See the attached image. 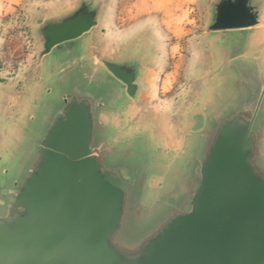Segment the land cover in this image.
I'll return each instance as SVG.
<instances>
[{"label":"water","instance_id":"water-1","mask_svg":"<svg viewBox=\"0 0 264 264\" xmlns=\"http://www.w3.org/2000/svg\"><path fill=\"white\" fill-rule=\"evenodd\" d=\"M114 2L36 16L28 77L0 86V264H264V0H210L164 108V43L112 36Z\"/></svg>","mask_w":264,"mask_h":264},{"label":"rangeland","instance_id":"rangeland-1","mask_svg":"<svg viewBox=\"0 0 264 264\" xmlns=\"http://www.w3.org/2000/svg\"><path fill=\"white\" fill-rule=\"evenodd\" d=\"M63 0H0V86L20 90L21 81L28 77L37 59L39 42L33 21L39 14H48L59 9L57 4ZM134 0H117L112 6L113 17L109 24L112 36L118 30L130 27L136 12L132 7ZM189 22L183 27L192 28V33L202 32L204 8L187 4ZM186 20V21H187ZM163 43L167 50L160 54L161 63L153 82L150 101L164 108L175 101L190 81V64L197 50H186L185 35L170 37V32L162 28Z\"/></svg>","mask_w":264,"mask_h":264},{"label":"crops","instance_id":"crops-1","mask_svg":"<svg viewBox=\"0 0 264 264\" xmlns=\"http://www.w3.org/2000/svg\"><path fill=\"white\" fill-rule=\"evenodd\" d=\"M114 1V5H116L117 0ZM188 3H191V6L204 8L205 24L208 18L207 11L210 7V0H134L132 7L135 8L136 12L133 15L136 16L133 18L128 28L131 29L149 21L152 22L161 39L164 38L161 33L162 28H165V30L171 33L170 37H173V35H185L186 50H198L203 30L196 34L191 32L192 28L190 27L184 26L182 30V24L189 22V20H187L189 16L187 10ZM165 45L164 43L161 50H167Z\"/></svg>","mask_w":264,"mask_h":264}]
</instances>
